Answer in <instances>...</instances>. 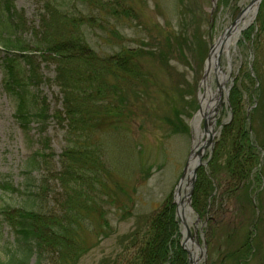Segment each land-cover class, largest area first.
<instances>
[{"label": "rangeland", "instance_id": "1", "mask_svg": "<svg viewBox=\"0 0 264 264\" xmlns=\"http://www.w3.org/2000/svg\"><path fill=\"white\" fill-rule=\"evenodd\" d=\"M252 1L217 0V4L213 5L212 0H128L132 9L134 8V16L130 19L124 17L122 21L110 18L109 24L104 13L95 10L89 12V15L97 19L93 22L91 31L89 30V42L100 56L110 55L121 45L157 51L158 44L165 47L169 37L175 41L177 35L183 34L182 36L185 37V32L193 40V45L191 49L184 47V55L180 56L176 52L170 57L172 68L170 66L164 68L151 56L143 60L146 70L155 78V85L147 90L145 96L131 102L133 106L130 113L133 118H130L129 122L124 119L119 125L111 127L109 120H102L101 124L90 129L89 133L80 135L79 142L87 147L83 148L99 152L106 167L111 169V183L124 189L127 197L131 198L132 205L125 198L126 196L118 194L117 205L105 207L110 209L109 228L106 232L112 233L113 236L103 241L99 248L86 255L79 264H97L104 257L110 258L112 253L110 259H117V254L120 253L116 244L117 237H124L139 230L144 220L157 214L169 197L172 196L174 201L177 186L189 162L191 151L199 142L193 121L197 111L192 112L190 103L193 98L198 97L209 51ZM263 4L264 0H261L258 7L255 6L256 12L251 13L252 19L248 24H240L237 41L229 48L230 55L222 51L219 60V69L228 78L223 95L226 96L225 90L228 89L230 96L233 94L240 98L239 117L244 120L250 143L255 148L254 157L258 166L253 168L252 175L249 172V182H247L251 192L250 201L248 203L239 200L240 195L245 190L248 191L247 188L245 189L246 182L244 186L237 183L236 179L239 178L237 176L235 179L231 178L232 174L226 168L228 159L233 158L234 154L238 156L235 167L237 170L249 167L247 162L250 164L251 161L246 156L247 153L244 154L242 147L239 149L237 143L235 144L237 139L234 134L235 115L224 97L223 107L215 116V129L218 130L220 127L221 129L213 147L205 152L202 159L203 163L209 158L212 160L213 154H216L215 149L220 148L222 164L220 176L211 177L208 163L199 168L195 185L201 172H204L212 179V189H209L211 198H209L227 207L228 213H225L223 220L220 218L219 224L222 227H214L210 245L211 228L209 229L207 223H204L200 217L208 200L204 202L202 199L204 196L200 197L201 205L198 209L193 207V196L190 203L186 204L190 209V220L187 219L188 228L198 244L191 242V245L197 246L200 251L203 250L202 253L205 252V256L198 254L197 264H219L227 250L225 246L228 240H230L229 251L232 256L226 264H235L236 260L243 264H264V125H261L257 117L251 118L254 105L255 107L259 105L256 92L260 82L259 79L252 80L249 77V75L261 76L263 82L261 100L264 106ZM15 7L25 14L27 28L37 22L39 6L33 0H16ZM5 18V13L0 9V37L3 34L12 35ZM109 29L118 30L119 37L112 36ZM21 36L26 40L30 38L28 31ZM1 47L0 42V176L6 177L15 188L21 189L28 161L36 158L37 154L43 151L44 143L49 142L51 152L48 154L55 156L50 168L52 170L49 173L44 169L37 170L33 173V177L37 181L46 180L49 194H46L44 210L58 213L62 190L53 175L60 171L58 161L66 148L65 131L55 121L48 122L45 127H40L35 122L27 129L19 123L15 116L17 104L8 96L4 87L3 58L6 53ZM257 67L260 72H257ZM40 68L47 82H43L38 88V95L47 100L51 113H54L55 110L61 109L59 90L49 82L55 77V66L40 63ZM217 80L218 73L213 65L209 75V87L213 92L218 89ZM200 89L203 93V88ZM263 106L259 111L260 115L258 114L262 121H264ZM175 110L179 112L182 121L189 126V134H174L166 127L165 118L173 116ZM248 112L249 116H247ZM225 127L234 129L233 133L223 134ZM203 129L204 122L200 125V130ZM258 130L260 131L257 132ZM231 145H237V149L234 148L232 153H230ZM237 170L235 173H238ZM257 174L260 176V181L255 182L251 188V178L256 179ZM203 204L204 207H201ZM23 205H25L23 196L0 191V259L2 260L6 258L5 248L13 242L14 234L1 212L4 207L18 208ZM10 213L13 214L11 211ZM231 223L233 226L238 224L237 234L233 237L229 235ZM179 224L181 244L184 227L181 221ZM249 225H251L249 230L252 232L250 255L246 249L239 251L240 243L244 242V246L246 244L245 235H248ZM224 227L225 229L220 231ZM189 250L194 256V248ZM234 252L238 253L236 258L233 257Z\"/></svg>", "mask_w": 264, "mask_h": 264}, {"label": "trees", "instance_id": "2", "mask_svg": "<svg viewBox=\"0 0 264 264\" xmlns=\"http://www.w3.org/2000/svg\"><path fill=\"white\" fill-rule=\"evenodd\" d=\"M33 1L39 6L37 22L27 28L25 14L15 7L16 0H0V9L6 15L5 22L12 33L11 36L3 34L0 37L1 50L6 53L3 58L4 87L8 96L16 102L15 116L25 129L35 122L40 127H45L48 122L55 121L65 131L66 148L58 161L60 171L53 175L62 190V197L59 201L60 212L45 211L44 202L47 200L46 194H49L46 180L37 181L33 177L37 170L44 169L47 173L52 170L50 168L55 156L48 154L51 147L47 141L43 151L28 161L21 189L15 188L6 177L0 176V191L21 195L25 201L23 206L4 207L1 212L13 229L14 239L5 248L6 258L0 259V264H79L86 255L99 248L103 241L113 236L106 232L109 228L110 209L105 207L117 205L118 194L126 196L132 205V200L127 197L124 189L111 183V169L106 167L99 152L88 151L79 142L80 135L89 133L102 120H109L111 127L119 125L124 119L129 122L133 118L130 113L133 106L131 102L145 96L147 90L155 85V78L148 73L143 60L151 56L164 68L171 67L170 57L176 52L180 56L184 55V47L191 49L193 40L185 32V37L183 34L177 35L175 41L169 37L165 47L158 44L157 51L121 45L110 55L100 56L89 42V30L91 31L93 22L97 20L89 12L95 10L104 13L108 24L110 18L117 21H122L124 17L130 19L134 16V8L132 9L128 0ZM26 31L30 36L29 40L21 36ZM108 31L117 38L120 35L118 30ZM39 61L46 66H55V77L49 82L59 90L61 109L54 113H51L47 100L38 95V88L43 82H47L42 75ZM256 70L260 72L258 67ZM249 77L252 80L259 79L260 82L256 92L259 105L252 111L251 118L257 117L263 126L264 121L259 116L263 106L262 78L259 75ZM239 99L233 94L230 96L235 115V144L237 143L239 149L242 147L251 163L247 162L249 167H243L242 170L235 169L238 156L234 154L233 158L228 159L226 168L231 172V178H239L236 179L237 183L244 186L246 182L245 189L248 191L245 190L239 200L248 202L251 193L247 184L248 174L251 172L252 175L253 168H257L258 164L245 122L239 117ZM190 106L192 112L198 110L196 97L192 99ZM165 125L174 134L190 133L189 126L182 121L176 110L173 116L165 118ZM233 131L234 129L225 127L223 134H232ZM237 145H231L230 153L234 148L237 149ZM214 152L216 154H213L214 157L209 163V170L211 177H219L222 165L220 148ZM236 170L238 173H235ZM258 181L259 174L256 179L251 178V188ZM210 188L212 189V179L201 172L195 185L193 207L200 208V197L204 196L202 199L208 202L200 213L201 217L213 214L217 220L220 215L228 213V208L223 207L219 201L210 199ZM171 197L157 214L144 220L139 230L117 237L116 244L120 250L117 259H110L112 253L110 258L104 257L97 264H189L188 255L180 244V224L176 218V205ZM211 222L210 245L214 227L218 224ZM218 226L222 227L221 224ZM229 227L230 237L235 236L238 224L233 226L231 223ZM247 227L246 244L244 246V242L240 243L239 251L246 249L250 255L251 225ZM224 229L225 227L220 231ZM229 241L219 264H226L232 256ZM236 256L238 253L234 252L233 257ZM236 261L235 264L239 263Z\"/></svg>", "mask_w": 264, "mask_h": 264}, {"label": "water", "instance_id": "3", "mask_svg": "<svg viewBox=\"0 0 264 264\" xmlns=\"http://www.w3.org/2000/svg\"><path fill=\"white\" fill-rule=\"evenodd\" d=\"M261 0H253L250 5L246 8V10H244L241 15L239 16V18L236 20V22H234L224 33V35L221 38V41L223 42L224 39L226 38V36H229L231 34V32L233 30L236 29V26L238 25V23L240 22L239 20L242 17V14L247 11H251L254 10L256 12V7H258L259 3ZM256 6V7H255ZM215 48H212L211 50V54L207 60L206 63V67H205V76L203 79V84L204 85V93L200 94L198 97L199 100V111L197 113V115L194 117V120H196V117L201 115L202 119L204 120V131L202 134V137L205 139L202 143L196 144L194 146V148L191 151L190 154V159L188 164L185 167L184 173L182 175V178L180 180V183L177 187V191H176V195H175V203L177 205V218L181 221L183 227H184V231H183V239H182V248L188 253L189 256V263L190 264H196V260L194 259V257L192 256V254L190 253L189 250V243L193 241V238L191 236V233L189 231L188 228V224H187V219L185 217L184 214V208L186 206V204L190 203L191 201V197L193 195L194 192V185L196 182V178H197V172L199 170V168L203 165L202 159L203 156L205 155V152L212 148L214 145V139H215V132H213V127L215 124V115L218 113V111L223 107L224 104V95H223V90H224V85L226 84L227 79H224L222 82L219 81V79L217 80L218 82V90L217 92V108L215 110V113L213 116H209L205 111H203V107H202V102L203 100H205L206 98V86H205V80L211 70L212 67V57L215 55ZM221 54V52H220ZM219 54V55H220ZM215 68L217 73H220V69H219V56H217V60H215L214 62ZM215 93V92H214ZM226 94V101L228 102V94H229V90L225 91ZM213 100V96L211 95L209 97V99L207 100V103L209 101ZM182 191H184V195L182 196Z\"/></svg>", "mask_w": 264, "mask_h": 264}, {"label": "bare ground", "instance_id": "4", "mask_svg": "<svg viewBox=\"0 0 264 264\" xmlns=\"http://www.w3.org/2000/svg\"><path fill=\"white\" fill-rule=\"evenodd\" d=\"M253 11L254 10H251L249 12L245 11L242 14V17L239 20L240 22L236 26V29L233 30L229 36H226L224 41L223 42L221 41V43H219L218 46L216 47L215 55H214V57H212V59H213L212 62H215V60H217V56L220 53V51H224L225 53L230 55L229 48H231L232 45H235V43L237 41V38H238L239 32H240V24H244V25L248 24L249 21H251V19H252L250 16H251V13ZM247 18H248V20H247ZM225 78H227L226 74L222 73V71H221V74H219V81L222 82ZM211 95L213 96V100H211L207 103V100L209 99V97ZM206 96L207 97L202 102L203 111H205L209 116H213L215 113V110L217 108V99H216L217 92L214 93L211 90V88L208 86V84L206 85ZM201 123H203V119H202L201 115H199L194 124H195V129H196V133H197V136L199 138V141L203 142L202 131L200 130ZM214 131L216 132L215 128H214ZM184 214H185L186 219L190 220V209L187 208V206H185V208H184ZM196 247L197 246H195V247L191 246V248H194L195 259H199L198 254L201 253L202 251H200V249H198Z\"/></svg>", "mask_w": 264, "mask_h": 264}]
</instances>
